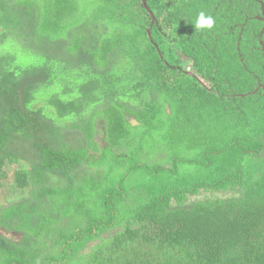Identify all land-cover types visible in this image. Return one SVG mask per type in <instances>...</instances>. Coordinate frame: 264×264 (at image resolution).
I'll return each mask as SVG.
<instances>
[{"label":"trees","instance_id":"obj_1","mask_svg":"<svg viewBox=\"0 0 264 264\" xmlns=\"http://www.w3.org/2000/svg\"><path fill=\"white\" fill-rule=\"evenodd\" d=\"M147 7L0 0V264H264V0Z\"/></svg>","mask_w":264,"mask_h":264},{"label":"clouds","instance_id":"obj_2","mask_svg":"<svg viewBox=\"0 0 264 264\" xmlns=\"http://www.w3.org/2000/svg\"><path fill=\"white\" fill-rule=\"evenodd\" d=\"M215 24L212 16L207 15L205 12L201 11L197 14L195 19V29L196 30H211Z\"/></svg>","mask_w":264,"mask_h":264},{"label":"rangeland","instance_id":"obj_3","mask_svg":"<svg viewBox=\"0 0 264 264\" xmlns=\"http://www.w3.org/2000/svg\"><path fill=\"white\" fill-rule=\"evenodd\" d=\"M188 73L189 74H193V71L188 67ZM71 141H72V145H75L76 143V137L75 136H71ZM219 195V194H218ZM224 198H226L227 196H223ZM0 233L3 234L4 236L8 237V238H11V239H19V237L17 235H14V234H10V233H5L3 230H0Z\"/></svg>","mask_w":264,"mask_h":264},{"label":"water","instance_id":"obj_4","mask_svg":"<svg viewBox=\"0 0 264 264\" xmlns=\"http://www.w3.org/2000/svg\"><path fill=\"white\" fill-rule=\"evenodd\" d=\"M142 5L143 7L149 11L148 7H147V0H142Z\"/></svg>","mask_w":264,"mask_h":264}]
</instances>
